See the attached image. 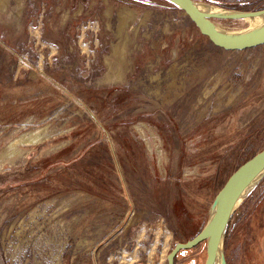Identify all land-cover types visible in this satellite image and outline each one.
<instances>
[{"label":"rangeland","instance_id":"obj_1","mask_svg":"<svg viewBox=\"0 0 264 264\" xmlns=\"http://www.w3.org/2000/svg\"><path fill=\"white\" fill-rule=\"evenodd\" d=\"M263 146L264 44L218 48L164 0L0 3V264H167ZM243 199L225 261L264 264V176Z\"/></svg>","mask_w":264,"mask_h":264},{"label":"water","instance_id":"obj_2","mask_svg":"<svg viewBox=\"0 0 264 264\" xmlns=\"http://www.w3.org/2000/svg\"><path fill=\"white\" fill-rule=\"evenodd\" d=\"M177 7L196 26L198 31L216 47L226 51L250 49L264 44V7L256 10L217 8L214 11L200 9L194 0H164ZM260 17L263 20L240 30L219 27L214 19H247ZM264 176V147L247 158L227 177L217 191L210 216L199 232L184 242H176L166 255L167 264H175L176 255L206 242L203 264H226L224 238L227 226L235 209L247 191Z\"/></svg>","mask_w":264,"mask_h":264},{"label":"bare ground","instance_id":"obj_3","mask_svg":"<svg viewBox=\"0 0 264 264\" xmlns=\"http://www.w3.org/2000/svg\"><path fill=\"white\" fill-rule=\"evenodd\" d=\"M0 3H2V0H0ZM198 6L200 7V9L202 10H206V11H214L216 10L217 8H215L214 6H210V5H206V4H203V3H199ZM125 10V9H124ZM132 12V11H131ZM18 13V12H17ZM106 15L109 16L110 15V10H106ZM130 15L129 12L127 11H124V12H120L119 13V16H120V27L125 23L126 19L128 18V16ZM131 17V16H130ZM247 20L249 21V26H255L257 24H259L263 19L260 18V17H252V18H247ZM125 25V24H124ZM123 50V49H122ZM117 52V47L115 46L114 49H113V55L116 54ZM175 52V51H174ZM122 60V58H121ZM106 63L110 64L109 62V59H107ZM125 63V62H124ZM123 63V64H124ZM119 71V69H118ZM119 76V75H118ZM32 133V132H31ZM34 133V132H33ZM216 264H219L217 261H216Z\"/></svg>","mask_w":264,"mask_h":264},{"label":"trees","instance_id":"obj_4","mask_svg":"<svg viewBox=\"0 0 264 264\" xmlns=\"http://www.w3.org/2000/svg\"><path fill=\"white\" fill-rule=\"evenodd\" d=\"M166 2V1H165ZM166 3H168V2H166ZM169 4V3H168ZM171 6H173L172 4H170ZM262 5H264V0H251V1H249L248 2V4H245L244 5V7H242V9H250V10H256V9H259V8H262ZM261 6V7H260ZM264 147V146H263ZM262 147V148H263ZM261 148V149H262ZM260 149V150H261ZM259 150V151H260ZM245 161V160H244ZM233 172V171H232ZM231 172V173H232ZM230 173V174H231ZM229 174V175H230ZM228 175V176H229ZM227 179V178H226ZM244 202H245V199H243L242 201H241V203L239 204V206H238V208L237 209H239V208H241L242 207V205L244 204ZM227 231V230H226ZM199 231H197L196 233H195V235L198 233ZM192 238V237H191ZM224 244H225V247L227 246V238H226V235H225V238H224Z\"/></svg>","mask_w":264,"mask_h":264}]
</instances>
